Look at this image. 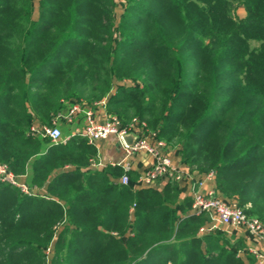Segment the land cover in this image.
I'll use <instances>...</instances> for the list:
<instances>
[{
    "label": "trees",
    "instance_id": "16d2710c",
    "mask_svg": "<svg viewBox=\"0 0 264 264\" xmlns=\"http://www.w3.org/2000/svg\"><path fill=\"white\" fill-rule=\"evenodd\" d=\"M33 10L0 0V164L29 188L0 181V264H254L234 232L199 235L210 217L190 213L177 181L136 187L130 171L121 184L120 166L90 167L97 148L85 138L53 143L30 128L106 99L107 115L144 122L264 225V0H38L36 20Z\"/></svg>",
    "mask_w": 264,
    "mask_h": 264
},
{
    "label": "built area",
    "instance_id": "2783aa9c",
    "mask_svg": "<svg viewBox=\"0 0 264 264\" xmlns=\"http://www.w3.org/2000/svg\"><path fill=\"white\" fill-rule=\"evenodd\" d=\"M106 99L96 103L105 110ZM82 112L84 115V127L80 132H76L85 138L89 143L94 144L98 140L114 137L122 146L124 153L123 161L119 164L112 163V166H120L124 174L119 178L121 184H128V172L131 171L130 159L139 152L147 153L152 157L150 167L137 177L136 187H159L162 182L173 179L177 182L187 179L188 175L175 165L171 159L170 147L162 140L156 138L155 133L149 132L144 122L132 119L127 125L123 126L115 116H109L102 120L96 118L92 109H80L79 106H72L68 113L59 116L52 122V126H39L33 124L30 132L35 136L47 137L53 143L62 140L60 130L55 126L58 119L71 122L75 115ZM135 135L133 144L128 145L124 137L127 134ZM92 162L91 165H94ZM190 173V172H189ZM25 176H15L10 172L6 165L0 164V181L19 188L24 193H29V188L24 180ZM214 180V173H204V177L195 184L191 185L190 197L192 199V214L207 213L210 223L199 229V235L213 231L217 226H227L233 230L246 233L253 245L246 246V250L254 258V264H264V225L255 218H249L234 201L224 200L219 197L213 188L203 190L206 181Z\"/></svg>",
    "mask_w": 264,
    "mask_h": 264
},
{
    "label": "crops",
    "instance_id": "0c3cea01",
    "mask_svg": "<svg viewBox=\"0 0 264 264\" xmlns=\"http://www.w3.org/2000/svg\"><path fill=\"white\" fill-rule=\"evenodd\" d=\"M93 113L95 114L96 118L99 120H102L106 117V112L104 109H102L99 106H94L91 108ZM84 127V115L82 112H79L77 115L74 116L73 120L69 122L68 125H64L66 135L65 137H70L72 135H76V132H80L83 130ZM94 146L97 148V161L94 163V165H90L91 168L94 169H102L103 167L110 165L112 163L119 164L123 161V150L122 146L118 142V140L114 137H110L108 139H102L98 140L94 143ZM170 155L173 163L177 165L182 171H185L188 175L187 179L181 180L178 182L179 186L182 189L181 198L184 197H190V188L192 184H195L200 179L204 177L203 174H197L195 172H190L186 165L182 164L179 160V157L177 156L175 151H172L170 149ZM152 157L144 152H139L135 154L131 159V172L139 176L140 174L144 173L151 165ZM119 180V179H118ZM166 182H162V185L159 186L161 188ZM213 188L215 189V183L214 180H209L205 182V185L203 186V190H207ZM38 192L43 193V189L39 190ZM190 213L191 210H190ZM223 228L226 232L231 233V231H228L227 226H220ZM232 230V228H230ZM239 233V232H238ZM240 238L243 239V242L246 246L253 245V242L250 241V239L247 237L246 233L241 231L239 233Z\"/></svg>",
    "mask_w": 264,
    "mask_h": 264
},
{
    "label": "rangeland",
    "instance_id": "374dc122",
    "mask_svg": "<svg viewBox=\"0 0 264 264\" xmlns=\"http://www.w3.org/2000/svg\"><path fill=\"white\" fill-rule=\"evenodd\" d=\"M32 1H33V5H34V10H33V16H32V18H33L34 20H36V19H37V16H38V11H37L38 0H32ZM115 13H116V18L118 19L119 15L122 13V6H121V5H117V6H116ZM123 84H126V85H127V83H126L125 81L120 82V85H123ZM63 122H64V124H69V123L66 122V120H61V119H58L57 122L55 123V126H56V127L60 130V132H61V137H65V135L67 134L66 131H65V128H64V124H63ZM170 149H171L172 151H175V152H176V149H175V148L170 147ZM24 180H25V177H24ZM216 229L225 232V230H224L223 228H221L220 226H217V228H215L213 231H215ZM228 231L234 232V233L236 234V237H241V236H239V233H241V231L233 230V229L231 230L230 228H228ZM238 232H239V233H238ZM228 235H229V234H228ZM48 254H49L48 257H50L51 251H49ZM240 254H241V257H242L245 261H246V260L248 261L249 258L252 259V257H253V256L250 257L249 255H244L243 252H240ZM249 260H250V259H249Z\"/></svg>",
    "mask_w": 264,
    "mask_h": 264
},
{
    "label": "water",
    "instance_id": "95a60500",
    "mask_svg": "<svg viewBox=\"0 0 264 264\" xmlns=\"http://www.w3.org/2000/svg\"><path fill=\"white\" fill-rule=\"evenodd\" d=\"M134 138H135V135H134L133 133H130V134H127V135L124 137V140H125V142H126L128 145H131V144H133Z\"/></svg>",
    "mask_w": 264,
    "mask_h": 264
}]
</instances>
